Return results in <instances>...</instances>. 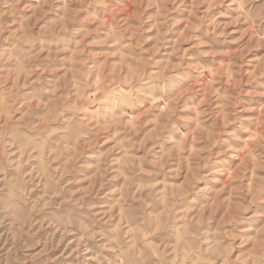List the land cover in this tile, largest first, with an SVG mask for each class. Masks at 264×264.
<instances>
[{
	"label": "rangeland",
	"instance_id": "374dc122",
	"mask_svg": "<svg viewBox=\"0 0 264 264\" xmlns=\"http://www.w3.org/2000/svg\"><path fill=\"white\" fill-rule=\"evenodd\" d=\"M0 264H264V0H0Z\"/></svg>",
	"mask_w": 264,
	"mask_h": 264
}]
</instances>
